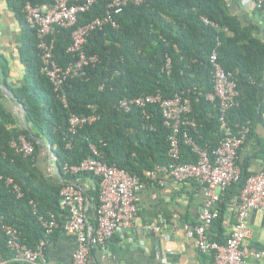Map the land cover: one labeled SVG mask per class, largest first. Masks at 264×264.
Here are the masks:
<instances>
[{"label": "trees", "instance_id": "1", "mask_svg": "<svg viewBox=\"0 0 264 264\" xmlns=\"http://www.w3.org/2000/svg\"><path fill=\"white\" fill-rule=\"evenodd\" d=\"M84 1L70 0L78 4ZM111 1L96 2L80 14L78 25L104 16ZM54 2L7 0L24 29L19 49L25 65L23 84L10 87L9 65L0 53L4 73L0 80V220L18 228L22 242L29 247H35L45 235L31 202L37 204L40 214L52 212L60 216L63 212L60 193L68 182H78L80 178L94 181L93 187L86 189L95 212V218L89 219L96 224L100 178L93 172L72 174L63 170L67 164H80L95 156L92 145L99 152L97 157L147 182L151 173L158 174L160 167L171 162L168 155L171 130L164 124L160 105H150L146 117L136 106L129 112L120 110L121 100L149 94L169 98L184 91L192 99L191 118L197 124L196 128H190V133L201 146L211 150L220 144L224 136L220 101L206 97L214 91L211 54L215 48L220 64L232 74L240 93L237 104L226 113V122L234 128L249 124L251 130L257 122L264 123V96L260 97V91L264 92L262 9L256 7L252 13L255 19L248 18L247 14L243 21L230 11L227 0L130 3L117 16V28L106 25L88 36L85 51L88 55H98L99 62L86 67L84 77L69 79L64 101L41 72L37 32L29 26L25 13L28 3L47 6ZM75 28H62L54 36V57L61 66L74 60L68 48ZM168 58L171 65L167 63ZM2 86H9L10 92L15 93L18 100L14 99L24 108L27 126L21 123L18 113L7 106ZM93 113L99 116L94 123L75 135L69 131L73 115ZM22 136L33 144V155L25 156L12 146L13 141L20 145ZM181 144L182 161L196 162L198 156L191 145L184 141ZM50 151V157L59 167L56 179L49 176L45 160L49 159ZM238 163L242 170L240 178L221 192L218 217L239 197L247 179L254 174L249 169L250 162L242 160L240 154ZM7 178H13L21 187V197L13 191V185L7 184ZM59 220L61 227L52 235L53 240L63 231V221ZM0 251L4 258H14L15 253L1 230ZM12 264L27 263L13 261Z\"/></svg>", "mask_w": 264, "mask_h": 264}, {"label": "built area", "instance_id": "2", "mask_svg": "<svg viewBox=\"0 0 264 264\" xmlns=\"http://www.w3.org/2000/svg\"><path fill=\"white\" fill-rule=\"evenodd\" d=\"M98 1L85 0L78 4L71 3L70 0H55L52 5L40 6L28 3L25 7L26 20L29 26L36 30L39 40L41 72L50 79L55 91L64 101H66L64 89L69 79L84 77L87 74L86 67L94 66L99 62L98 55H88L85 51L88 36L93 31L102 30L106 25L117 28L119 26L117 16L125 7L130 3L143 2V0H112L104 16L78 25L80 14L85 13ZM252 1L257 8L264 11V0ZM212 25L218 26L215 23ZM75 26L72 43L68 48L74 60L67 66H61L54 57V36L62 28ZM167 63L171 65L170 58ZM211 63L214 91L208 93L206 97L210 101H220L222 112L220 119L224 123L223 139L212 150L201 146L190 133V128H196L197 124L191 118L192 99L184 91L177 92L169 98H163L160 94L126 98L121 100L118 106L125 112H129L135 106L139 107L147 117V109L150 105H160L164 124L171 130L168 137V155L171 162L160 167L158 174L151 173L150 182L164 186L167 180L177 184L195 181L204 186L207 198L201 209L200 221L197 224L185 222L183 224L185 235L196 239L200 251L213 257V264H246V257L249 254L246 243L253 235L249 216L254 210L264 209V168L247 179L245 187L236 199L235 223L227 240L223 243L213 239L208 229L219 215L221 192L240 178L242 170L238 163L239 153L251 132V126L245 124L234 128L226 122V113L237 104L236 99L240 93L232 74L226 72L220 64L216 48L211 54ZM97 119L99 116L95 113L73 115L69 120V131L75 135L81 128L94 123ZM20 140L22 142L20 145L14 141L12 143L16 151L25 156L33 155V144L23 136ZM182 141L191 145L192 151L198 156L196 162L182 161ZM91 148L95 156L81 161L80 164H67L63 167L66 173L88 171L100 178V206L97 208L96 224H92L89 219L90 201L86 187L72 181L65 184L61 190L60 206L67 213V219L62 224L63 231L74 235L77 243L71 264H88L93 246H104L114 236L122 235L134 227L139 212L138 194L147 185L141 177L97 157L99 152L95 145ZM58 170V166L54 168V171ZM6 181L8 185H13V191L18 197L23 195L21 187L13 178H7ZM31 204L45 229L44 237L35 247H29L22 242L18 228L0 220V230L5 234L8 246L15 253L14 258L6 259L0 251V264H12L13 261L38 264L46 260V250L52 241V235L61 227V222L55 213L40 214L37 204L34 202ZM156 229L160 231L161 228L156 227ZM254 256L264 262V248L256 251Z\"/></svg>", "mask_w": 264, "mask_h": 264}, {"label": "crops", "instance_id": "3", "mask_svg": "<svg viewBox=\"0 0 264 264\" xmlns=\"http://www.w3.org/2000/svg\"><path fill=\"white\" fill-rule=\"evenodd\" d=\"M227 4L230 11L243 21L247 14L248 18L255 19L252 13L256 6L252 0H227ZM23 33L15 11L9 7L7 0H0V53L8 62V83L13 88L24 83L25 65L19 53ZM2 67L0 63V80L4 75ZM12 94L11 91L9 96L6 95V104L18 113ZM263 96L261 90L260 97ZM251 131L239 154L242 160L250 162V171L257 173L264 168V123L257 122ZM45 160L49 165V176L56 179V163L50 154ZM78 182L87 188L94 185L92 179L80 178ZM138 196L139 212L134 227L114 236L104 246H93L88 264H213V257L202 253L196 239L187 237L183 229L185 222L197 224L200 221L201 209L207 198L204 186L195 181L177 184L167 180L164 186L148 181ZM62 210L58 217L65 221L67 213ZM88 213L90 218H95L91 203ZM235 214L236 200L224 214L220 213L208 229L209 235L224 243L233 229ZM249 225L253 235L246 243L249 248L246 264H264L254 256L256 251L264 248V209L251 212ZM156 227H160V231ZM76 248V237L62 231L48 245L46 260L38 264H71Z\"/></svg>", "mask_w": 264, "mask_h": 264}, {"label": "water", "instance_id": "4", "mask_svg": "<svg viewBox=\"0 0 264 264\" xmlns=\"http://www.w3.org/2000/svg\"><path fill=\"white\" fill-rule=\"evenodd\" d=\"M2 89L4 90V92L7 96L10 95V91H9V88L7 86H2ZM12 95L15 97L16 100H18L17 97L15 96V93H13ZM17 108L19 110L18 114H19V118H20L21 123L23 125L27 126L25 119H24V108H23V106L20 103H17ZM51 155H52V151H50V156Z\"/></svg>", "mask_w": 264, "mask_h": 264}, {"label": "rangeland", "instance_id": "5", "mask_svg": "<svg viewBox=\"0 0 264 264\" xmlns=\"http://www.w3.org/2000/svg\"><path fill=\"white\" fill-rule=\"evenodd\" d=\"M18 111V113H19V110H17Z\"/></svg>", "mask_w": 264, "mask_h": 264}]
</instances>
